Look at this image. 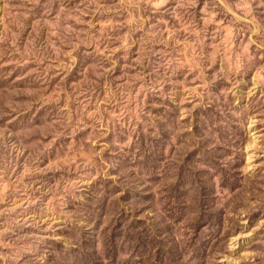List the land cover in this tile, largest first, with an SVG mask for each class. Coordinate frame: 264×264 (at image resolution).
I'll list each match as a JSON object with an SVG mask.
<instances>
[{"label":"rangeland","instance_id":"1","mask_svg":"<svg viewBox=\"0 0 264 264\" xmlns=\"http://www.w3.org/2000/svg\"><path fill=\"white\" fill-rule=\"evenodd\" d=\"M0 175V264H264V0H0Z\"/></svg>","mask_w":264,"mask_h":264},{"label":"water","instance_id":"2","mask_svg":"<svg viewBox=\"0 0 264 264\" xmlns=\"http://www.w3.org/2000/svg\"><path fill=\"white\" fill-rule=\"evenodd\" d=\"M19 146V145H18ZM20 148H22V147H24L22 144H20V146H19ZM8 153H9V151H8ZM4 154H5V152H4ZM16 157V156H15ZM9 174H10V170H7V172H6V174H5V176H9ZM0 178H1V175H0Z\"/></svg>","mask_w":264,"mask_h":264}]
</instances>
